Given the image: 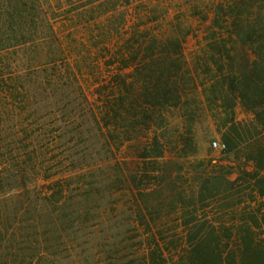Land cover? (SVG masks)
<instances>
[{"label":"trees","instance_id":"16d2710c","mask_svg":"<svg viewBox=\"0 0 264 264\" xmlns=\"http://www.w3.org/2000/svg\"><path fill=\"white\" fill-rule=\"evenodd\" d=\"M203 1L187 0L186 13L177 0H0V264H54L55 240L69 256L75 250L66 241L68 230L79 232L75 223L25 218L38 209L32 186L52 176L53 142H90L75 189L89 206L100 201L95 178L105 168L113 197L122 143L139 142L145 172L168 150L195 152L197 124L208 118L231 171L216 162L193 201L179 199L174 210L205 223L170 226L177 247L158 239L167 223H129L140 251L126 264H264V223L255 216L264 202V0ZM191 38L200 50L189 59ZM66 190L54 183L46 205H63ZM111 230L97 247L110 246L112 257L87 264H123ZM95 231L85 228L84 237Z\"/></svg>","mask_w":264,"mask_h":264},{"label":"rangeland","instance_id":"374dc122","mask_svg":"<svg viewBox=\"0 0 264 264\" xmlns=\"http://www.w3.org/2000/svg\"><path fill=\"white\" fill-rule=\"evenodd\" d=\"M177 1L174 8L179 5L181 8L186 9L187 13V0ZM204 1L206 4L211 3V0ZM192 22L196 29L197 26H200L197 19H193ZM184 49L185 55L189 59L198 55L200 50L194 38L188 40ZM238 114L239 120L245 119L244 114L240 110H238ZM197 126V148L195 152L189 153L186 150V154H180L181 151L185 153L182 146H179L175 152L168 150L163 157L154 159L152 161L154 164H150L149 169L147 168L145 172H143L144 169L135 154V149L139 142L122 143L114 162L119 165L117 173L119 182L115 186L113 197H110L112 194L107 188L112 178L105 168L103 171H97V178H95L101 187L100 201L89 206L84 204V198L79 196L78 191L75 189L84 183V171H86L89 162L85 163L84 155L88 153L87 147H91L90 142L86 137L76 139L67 137L61 142L60 140L53 142V152L50 154L51 157L55 158L51 162L54 167L51 170L52 176H50L49 180H46L49 177L45 176L48 178L43 180L41 178L32 186L34 193L37 195L38 209L37 212L32 210L27 213L25 218L27 223H75V226L79 229L76 235L72 233V230H68L69 238H66V241L68 243L73 239V246H75V250H71V256L56 240L53 241L55 246H52L48 253L57 255L55 256L57 262L54 264H87V262L92 263L94 258L100 261L107 260L110 256L112 257L113 253L110 246L102 251L101 246L97 247V243L101 241V238L114 233V230H111L113 225L118 228V239H112L111 242H120V248L123 251L117 256L118 262L126 264V262L137 259L139 257L137 253L140 251V249L138 251L136 248L138 238L133 236V234L129 236L131 238L130 242L125 241L126 238H129L127 234L129 223H151V225L153 223H167L164 227L162 225L163 237L158 239L161 243V239L164 238L166 241L172 240L176 247L181 240L178 239L179 241L176 242L171 233L174 228H169L170 226H174L176 223H205L204 220L199 218L194 219L191 214L186 216L177 215L175 211H179L181 202L178 201L175 207V201L179 199H183L185 203L193 201L203 173L212 171L216 167L212 165L216 162H218V165H224V167L226 165V172L231 171L230 168L232 166L228 157L226 158L222 155L219 150L212 149V143L222 144L219 136L215 133L213 120L204 119ZM55 135L57 139L56 132ZM63 142L68 144L65 145ZM133 177L137 181H141L139 188L134 186ZM57 182L68 189L63 199V205L60 203L62 206L60 204L48 206L45 202L47 198L45 196L47 194L46 190H49ZM139 189L141 191H138ZM67 198L69 199L67 200ZM256 205L261 208L259 213L255 211L257 223H264V202ZM199 207L200 204L197 207L189 208L188 212ZM218 207L219 204L208 210V214H216ZM218 217L216 215L213 216L212 223H215ZM68 227L66 226L65 229ZM90 227L98 228V233L95 231L97 236L86 238L84 237V229ZM109 228V231L102 234L99 233L100 229ZM153 229L155 234L158 235L157 227ZM85 239L89 241L88 246L84 244ZM69 247L70 244L68 243L67 248ZM163 247H165V244ZM175 248L171 251H174Z\"/></svg>","mask_w":264,"mask_h":264},{"label":"built area","instance_id":"2783aa9c","mask_svg":"<svg viewBox=\"0 0 264 264\" xmlns=\"http://www.w3.org/2000/svg\"><path fill=\"white\" fill-rule=\"evenodd\" d=\"M212 148L217 149L219 151H222L225 149V146L223 144L220 143H212Z\"/></svg>","mask_w":264,"mask_h":264}]
</instances>
